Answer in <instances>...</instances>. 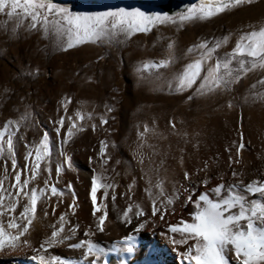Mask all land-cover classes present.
Returning <instances> with one entry per match:
<instances>
[{"label":"rangeland","instance_id":"374dc122","mask_svg":"<svg viewBox=\"0 0 264 264\" xmlns=\"http://www.w3.org/2000/svg\"><path fill=\"white\" fill-rule=\"evenodd\" d=\"M148 1L0 0L9 233L40 196L30 246L0 256L258 261L249 245L264 244V0H191L173 15ZM133 239L143 242L135 253Z\"/></svg>","mask_w":264,"mask_h":264},{"label":"bare ground","instance_id":"6f19581e","mask_svg":"<svg viewBox=\"0 0 264 264\" xmlns=\"http://www.w3.org/2000/svg\"><path fill=\"white\" fill-rule=\"evenodd\" d=\"M57 192V191H56ZM96 192L94 191L93 192V196H92V199L95 201L96 200ZM39 200H40V196L36 195L35 197H33L32 201H31V205H30V208H29V211L27 212V214L24 216V218L27 220V225L24 227V228H21L20 226H18L17 223H14L10 230L11 231H15L16 232V235H13L11 233H9L7 231V225L3 223V214L2 212H0V251H8V250H15V249H18L19 247H25V246H30V241H31V237L34 233V228L31 227L32 223L34 220H38V204H39ZM194 209L196 210L197 214L199 215L198 218L200 217V221L206 223L209 227H213L214 228V225H215V222L214 221H207L206 220V217H204L202 214V211L201 209L199 208H195ZM195 212V213H196ZM247 214V213H246ZM264 216V214H262ZM261 216V217H263ZM187 217V216H186ZM252 217V216H251ZM249 219V218H248ZM247 220V219H246ZM258 220V219H257ZM250 221V220H249ZM264 221V218L260 221V225L261 222ZM218 222V221H217ZM253 222V221H252ZM245 223V222H244ZM256 223V222H255ZM258 224V223H257ZM224 226H227L225 224H223ZM35 226V225H34ZM110 222L108 219H106L103 223V234L106 235V236H110ZM245 226V225H244ZM212 228V229H213ZM233 228H238V226L234 225ZM217 232V231H216ZM232 236V235H231ZM224 238V237H223ZM252 241V240H251ZM261 241V240H259ZM143 245V242L140 241V240H137V239H133L131 240L127 247L129 249L132 250L133 253H135L137 250H139V248H141V246ZM229 246V245H228ZM244 246V245H243ZM250 248L251 249H255L257 250V256L258 258V261H255V263L251 262V264H264L263 263V260L261 259V257L263 256L264 257V244L261 243V242H253L250 243ZM57 248H53L52 249V252L55 253V254H60L61 251H58L56 250ZM249 251V250H248ZM252 251V250H251ZM131 255V254H130ZM218 255L220 257H222L221 259H224L226 258L228 260V254L225 252V251H221L219 250L218 251ZM14 255H11V254H7V255H1L0 256V264H31L30 262L26 261V260H23V259H20V258H12ZM7 257V258H6ZM134 257V256H133ZM259 257L261 260H259ZM159 263H162L160 260H159V257L158 255H156L155 257ZM230 258V257H229ZM217 259H220V258H217ZM225 259V260H226ZM211 261V260H210ZM130 257L128 258V256L126 258H124V260L122 261V264H130ZM212 262V261H211ZM216 262V261H215ZM245 262V261H244ZM119 263L118 260H116L115 258H109L107 259L106 261V264H117ZM214 263V262H213ZM222 263V262H221ZM228 263V262H227ZM217 264V263H216ZM235 264V262H234ZM241 264V263H240ZM242 264H243V261H242ZM248 264V263H247Z\"/></svg>","mask_w":264,"mask_h":264},{"label":"water","instance_id":"95a60500","mask_svg":"<svg viewBox=\"0 0 264 264\" xmlns=\"http://www.w3.org/2000/svg\"><path fill=\"white\" fill-rule=\"evenodd\" d=\"M148 3L160 8L168 15L183 12L191 6V0H149Z\"/></svg>","mask_w":264,"mask_h":264}]
</instances>
